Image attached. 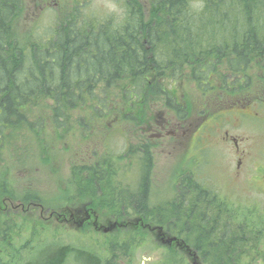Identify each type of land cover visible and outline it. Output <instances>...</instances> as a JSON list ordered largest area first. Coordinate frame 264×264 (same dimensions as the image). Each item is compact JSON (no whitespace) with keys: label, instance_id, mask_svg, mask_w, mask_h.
I'll return each instance as SVG.
<instances>
[{"label":"rangeland","instance_id":"374dc122","mask_svg":"<svg viewBox=\"0 0 264 264\" xmlns=\"http://www.w3.org/2000/svg\"><path fill=\"white\" fill-rule=\"evenodd\" d=\"M25 1L28 14L18 22L22 43H46L64 15H74L77 7H83L82 16L99 22L112 16L117 22L121 18L109 8L111 3L120 5L124 19L127 2H144ZM220 68L226 70L225 65ZM251 75L248 87L225 92L217 73L207 95L189 80L177 81L175 89L186 101L184 126L176 125L175 113L161 107L163 97L149 88L148 102L134 107L140 114L134 121L99 123L86 131L75 121L85 112L79 108L67 131L50 127L45 138H21L0 148V169L7 170L5 178L9 175L11 182V194L0 195V221L8 219L0 234V264H34L56 247L67 248L61 264H207L199 253L196 262L191 245L162 220L169 207L186 204L184 191L193 203L206 199L207 192L232 197L228 201L239 208L243 203L261 210L264 220V70ZM96 168L102 169L101 178ZM81 181L85 186L80 187ZM142 190V203L129 200ZM83 205L89 210L77 213ZM143 221L161 225L166 235L158 237ZM116 222L129 226L106 232ZM167 236L179 237L191 252ZM261 250L257 252L264 256Z\"/></svg>","mask_w":264,"mask_h":264},{"label":"trees","instance_id":"16d2710c","mask_svg":"<svg viewBox=\"0 0 264 264\" xmlns=\"http://www.w3.org/2000/svg\"><path fill=\"white\" fill-rule=\"evenodd\" d=\"M200 3L127 2L129 13L119 22L82 16L83 7H77L46 43H22L18 22L28 14L26 1L0 0V148L21 138H45L50 127L67 131L79 108L85 112L75 121L86 131L99 123L134 121L140 118L134 107L148 102L149 88L163 97L161 107L181 120L187 110L177 81L189 80L204 95L217 73L225 81L222 91L248 87L251 72L264 70V0H203L202 8ZM96 169L101 178L102 169ZM7 174L0 169V195L11 194ZM205 195L193 203L184 191L186 204L169 207L162 222L207 264H262L261 210L243 203L239 208L219 193ZM142 196L143 190L129 200L142 203ZM6 222L0 221V234ZM66 255V247H56L34 264H61Z\"/></svg>","mask_w":264,"mask_h":264},{"label":"clouds","instance_id":"9594fccd","mask_svg":"<svg viewBox=\"0 0 264 264\" xmlns=\"http://www.w3.org/2000/svg\"><path fill=\"white\" fill-rule=\"evenodd\" d=\"M199 7H203V0H201V3L199 5ZM109 8L114 12L116 13V15L118 17H120L122 19V16H123V9L120 7V5L116 4L115 2L111 3L109 5ZM119 22V21H118Z\"/></svg>","mask_w":264,"mask_h":264},{"label":"bare ground","instance_id":"6f19581e","mask_svg":"<svg viewBox=\"0 0 264 264\" xmlns=\"http://www.w3.org/2000/svg\"><path fill=\"white\" fill-rule=\"evenodd\" d=\"M141 29V28H140ZM138 30V29H137ZM144 32V31H143ZM173 33V32H172ZM137 34V33H136ZM158 34V33H157ZM136 37V36H135ZM142 38V37H141ZM142 41V40H141ZM167 46V45H166ZM156 47V46H155ZM167 48V47H166ZM167 50V49H166ZM217 64V63H216ZM158 66V65H157ZM153 67V66H152ZM140 68V67H139ZM193 71V70H192ZM138 81V80H137ZM127 83V82H126ZM128 84V83H127ZM129 105V104H128ZM142 108V107H141ZM142 113V112H141ZM138 116V115H137ZM108 157V156H107ZM183 181V180H182ZM34 191V190H33ZM37 192V190H36ZM145 202V201H144ZM124 204V203H123ZM122 205V204H121ZM145 206V205H144ZM172 208V207H171ZM121 209V208H120Z\"/></svg>","mask_w":264,"mask_h":264}]
</instances>
